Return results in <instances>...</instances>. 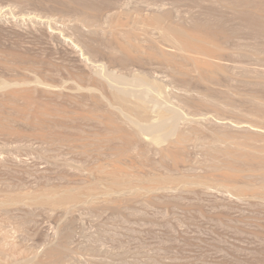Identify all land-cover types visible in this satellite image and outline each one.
Instances as JSON below:
<instances>
[{
  "label": "rangeland",
  "instance_id": "1",
  "mask_svg": "<svg viewBox=\"0 0 264 264\" xmlns=\"http://www.w3.org/2000/svg\"><path fill=\"white\" fill-rule=\"evenodd\" d=\"M230 1L0 0V123L7 118L11 126V133H0V201L13 203L8 212L0 209V226L13 237L11 245L1 240L0 264H264V18L237 16L225 7ZM37 8L66 28L46 26L60 39L30 21ZM80 15L91 28L69 20ZM152 15L167 16L163 26L216 32L206 45L217 52L213 58L162 47L178 62L207 59L225 71L204 81L151 57L157 39L173 45L149 23ZM127 34L147 51L133 57L136 65L114 52L115 35L125 41ZM78 38L91 53L112 58L106 72L155 74L162 94L151 90L152 98L183 101L182 109L194 103L230 125L193 123L182 133L184 142L171 145L177 159L139 136L136 148L125 116L101 92L78 90L89 69L64 42L77 44ZM176 87L187 91L176 98ZM31 121L45 127L47 137L41 129L26 131ZM115 127L125 136L112 137L106 147ZM97 130L105 144L95 136L85 146L70 140ZM227 176L246 185L235 187Z\"/></svg>",
  "mask_w": 264,
  "mask_h": 264
},
{
  "label": "bare ground",
  "instance_id": "2",
  "mask_svg": "<svg viewBox=\"0 0 264 264\" xmlns=\"http://www.w3.org/2000/svg\"><path fill=\"white\" fill-rule=\"evenodd\" d=\"M225 7L229 8L237 16H241L243 14L251 12L253 14L259 15L261 18H264V0H252V1L231 0L229 2V5H226ZM35 11H34V14L30 15V16L33 15L32 20L30 21L33 22L36 29L44 35H49V37L53 40L60 39L61 37L53 31H49L47 33L46 26L52 27L56 30H62L63 32L66 31V28L58 24H52L51 20L50 22L49 20L47 21L46 19H48V15H49L47 12H41V10L39 9L38 11L35 9ZM28 14L30 13L28 12ZM30 16L28 15V18ZM205 16L207 19L209 18V14H205ZM83 17L84 16L80 15V16H76V18H71L69 20H71L72 22H75L81 27H85V28L90 27L91 25L88 24L87 19ZM164 17L165 19L167 18V16L152 15L147 20L152 26L157 27L160 30H163L164 31L162 34L164 35L163 37L168 40L171 39V42L173 45H168L167 43L157 39L156 41L157 50L160 52L156 50L149 51L148 54H150L151 57L153 56V58L157 60L158 59L162 60L163 62H165V64H167V66L170 69L173 70V72H176V73H179V71L184 72V68L185 69L188 68L187 73L190 72L191 74H193L194 72L196 74H199V79L204 80V81L207 79L214 78V77L216 78V74L225 71L222 65L214 61H211V60H207V59L202 60L200 58L189 57L188 60L186 59L188 63L185 64L183 62H178L175 56H170L164 53L165 49L162 47V45L174 47L184 52H194L198 54L207 55L213 58L217 52L214 50L206 49V45L213 44L214 40L217 38V36H219L216 32L211 31L206 26H174L171 24H169L168 26H163ZM23 18H25V16ZM206 18H203L202 20L207 22ZM214 18L219 19V17H216V16H214ZM22 19L20 20L22 21ZM23 21H25V19H23ZM23 21L21 22L22 24L25 23V22L23 23ZM27 22L25 23L26 25L32 24L29 21ZM21 23L18 25L22 26ZM116 24L117 26L124 25L120 21L119 18L117 19ZM117 36L118 35H115L116 46H115L114 52L120 54L122 57L129 59L131 62L134 63L133 57H135V55L142 54L143 52L147 53V51L144 48H142L141 45L134 44L132 41V38L128 34L125 36L126 37L125 41L120 40V38H118ZM78 40L79 41L77 42V44H74V43L71 44V43H68L66 40H64L67 46L72 48L78 55L82 57V58L80 57V60L82 61L83 64H85L86 69H89V73L87 74V80L78 84V88H79L78 90L86 91V92L88 91L90 93L101 92L102 97L107 101V103L110 106L118 109L125 116V122L129 124L130 131L134 133L132 136H130V144H135L133 146H135L136 148H141L142 146L141 142H138V143L135 142L136 137L139 136L141 137L142 140L147 142V145L157 146L162 156L165 155V156H170V157H176L177 156L175 155L176 153L175 154L172 153L173 149H171V145H173V143L182 144L184 142V137L182 136V133L184 134V131H187L189 127L193 125V123L195 122L200 123V125L201 123H206L207 125L208 123L212 124V122L213 123L215 122V124L230 125L229 123H219L218 122L219 119L222 122H226L224 119L217 118V117L215 118V116L209 117L208 113H203L202 111H200L194 103L188 104L185 102V109H182V104L184 105L183 101H180V103H176V102H171L167 99L164 101L158 98L157 99L152 98L153 95H152L151 90L156 91L159 95L162 94L161 92L162 86L161 84H159L158 82L159 78L155 74L150 75L149 73L148 74L145 73L146 75H144L143 73L142 76L143 75L144 76L142 77L139 75L137 76L136 75H133V76L119 75V74H116L115 72L108 73L106 72V69H107L106 66H108L109 68L113 67L114 62L112 58L108 57L106 54L102 52L91 53L89 51L90 46H88L83 41V39L78 38ZM215 46L219 47L220 45L215 44ZM84 54L88 55L89 58L87 59L83 58ZM134 64L136 65V63ZM187 73H182V75L189 76L190 73L189 75ZM5 80L7 81H5L3 84H5L6 86L9 85L10 79L8 80L7 78ZM36 82L43 86L48 87L49 89L57 87L55 85L50 84L46 80L38 79ZM181 90L183 89L180 87H176V90L172 91L173 94L176 95V98H180V96L183 95V93H181L182 92ZM185 91L187 90L184 89L183 92ZM256 97L258 98L259 96L256 95ZM127 103L129 104V106L126 107ZM125 110L126 112L128 111L129 113H126ZM3 114H2V118H3ZM33 117L35 118L36 116H33ZM100 117L102 119H105V118L110 119L106 115H100ZM6 119L4 120L5 121L4 123H0V129L4 128L2 131H0V133L10 132L9 128L11 126H10V123L8 122L9 119L8 121ZM6 121L8 123H6ZM33 121L30 122L29 127L25 128V130L28 131V130H33V129H41L42 135L44 137H47V133L44 129L45 127L41 128L38 126H32V124H34ZM0 122H2L1 119H0ZM28 123H29V120H28ZM99 132L100 130H97L94 134L88 133L87 135L81 138H71L70 140L72 142L85 146V143H88L95 136L96 143L100 142V144H105L101 141L102 140L101 137L103 136L102 135L103 133H99ZM124 134L125 133L123 132L122 128L115 127L113 131H110V143H106L108 144L106 145V147H109L111 145V140L114 137L116 138L122 137V136H125ZM13 135L17 136L18 134L13 133ZM174 135L175 136L177 135L178 137L175 139V141H171V137ZM123 142L126 144L128 141L124 140ZM179 158L181 159V156ZM225 181L234 182L235 187H237V185L239 186L240 182L245 183L246 185V181L244 180L241 181V179H239L238 177L234 178L232 176H227ZM248 183L249 182L247 181V184ZM250 185L251 183L249 184V186ZM114 187L117 189L118 187H120V185L117 184L115 186L114 184ZM240 190L242 189L240 188ZM9 202L10 203L7 204L6 201H3V202L0 201V209H3L4 207L7 208L6 206L9 207L10 204H13L11 203V200ZM58 202H61V201L57 200V203ZM17 203H20V202H17ZM44 204H46V202ZM8 211L9 209L6 212ZM3 227L0 226V241L4 240L7 242V240H10V238H13V237H11L12 235H10V232L6 231L7 229ZM7 243H10V241H8ZM4 245L6 244L4 243L3 246H1L2 248L0 247L1 248L0 250L3 249ZM10 248L11 247H9V249ZM4 251L2 250L0 252L1 256H2V252ZM11 252H13V250ZM47 255H50V252Z\"/></svg>",
  "mask_w": 264,
  "mask_h": 264
}]
</instances>
